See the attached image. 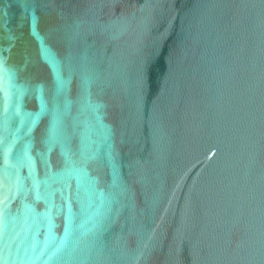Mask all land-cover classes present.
I'll list each match as a JSON object with an SVG mask.
<instances>
[{
  "label": "water",
  "instance_id": "water-1",
  "mask_svg": "<svg viewBox=\"0 0 264 264\" xmlns=\"http://www.w3.org/2000/svg\"><path fill=\"white\" fill-rule=\"evenodd\" d=\"M0 264H264V0H0Z\"/></svg>",
  "mask_w": 264,
  "mask_h": 264
}]
</instances>
